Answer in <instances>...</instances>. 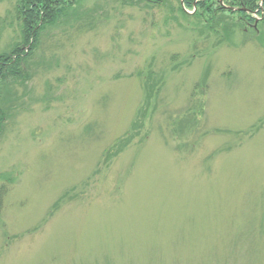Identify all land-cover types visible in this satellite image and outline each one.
<instances>
[{"label":"rangeland","instance_id":"rangeland-1","mask_svg":"<svg viewBox=\"0 0 264 264\" xmlns=\"http://www.w3.org/2000/svg\"><path fill=\"white\" fill-rule=\"evenodd\" d=\"M15 8L0 0V54ZM168 16L81 0L49 29L6 102L0 264H264V40L219 46ZM150 71L164 88L136 133ZM205 73V114L181 130Z\"/></svg>","mask_w":264,"mask_h":264},{"label":"trees","instance_id":"trees-1","mask_svg":"<svg viewBox=\"0 0 264 264\" xmlns=\"http://www.w3.org/2000/svg\"><path fill=\"white\" fill-rule=\"evenodd\" d=\"M124 5H132L143 3L145 7L150 9L162 10L165 9L168 13V18L171 21L183 19L188 23L196 21L202 23L198 28V33L206 35L205 32L210 29L211 36H214L217 45L222 44L236 45L233 42L237 31L243 30L244 41L250 40L249 32L254 33L255 38L259 42H263L264 35V0H224V4L228 7L246 10L230 11L224 9L220 0H184V7L181 0L178 6H173L174 0H120ZM81 0H16V19L20 30V42L9 54H0V133L5 125L6 116H11L6 106L7 100L13 98L10 90L13 85L24 86L30 80L31 62L38 57L39 50L42 48V42L50 28L55 27L60 21L66 20L71 16L72 10ZM147 5V6H146ZM187 11L194 12L193 14ZM257 13V16H255ZM162 16V15H161ZM236 16V18H235ZM239 17V18H238ZM256 17H259L258 20ZM202 28V29H201ZM193 32H195L193 30ZM199 36V35H198ZM260 36V37H258ZM159 74L150 71L144 80V107L138 112L139 120L133 124L132 130L138 133L144 122L140 121L142 116H145L148 108L153 101L160 98L162 89L164 88V79ZM208 74L195 85L191 99L198 97L200 103L197 106L190 107L188 116L184 119H179L180 129L182 126L190 125L188 130H194L200 124L201 119L205 114V103L203 97L208 89ZM198 110V111H197ZM197 114V115H195ZM179 129V128H178ZM136 137V136H135ZM132 135L125 140L131 139ZM129 142L122 143L120 140L114 144L115 157L129 146ZM109 155V154H108ZM8 182H11V180ZM8 193L6 185L0 187V210L2 208L3 198ZM60 201L56 206H59Z\"/></svg>","mask_w":264,"mask_h":264},{"label":"water","instance_id":"water-1","mask_svg":"<svg viewBox=\"0 0 264 264\" xmlns=\"http://www.w3.org/2000/svg\"><path fill=\"white\" fill-rule=\"evenodd\" d=\"M181 4H182V6L184 7V0H181ZM220 4H221V6L224 8V9H226V10H230V11H233V12H235V11H243V12H245L246 10H244V9H239L238 10V8H232V7H227V6H225L224 5V0H220Z\"/></svg>","mask_w":264,"mask_h":264}]
</instances>
